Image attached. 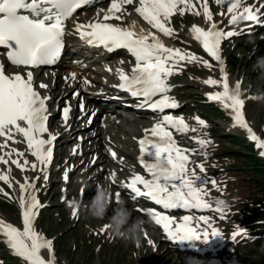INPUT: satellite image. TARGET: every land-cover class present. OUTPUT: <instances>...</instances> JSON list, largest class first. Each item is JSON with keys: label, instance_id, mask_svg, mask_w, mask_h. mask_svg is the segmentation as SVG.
I'll use <instances>...</instances> for the list:
<instances>
[{"label": "rangeland", "instance_id": "obj_1", "mask_svg": "<svg viewBox=\"0 0 264 264\" xmlns=\"http://www.w3.org/2000/svg\"><path fill=\"white\" fill-rule=\"evenodd\" d=\"M193 3L201 11L200 16L193 15L191 11H187L183 16L177 13L169 25L174 29L173 36L165 37L157 33L162 42L167 44L166 46L179 48L200 58V62L191 64L182 62L180 70L168 80L171 86L168 95L175 101H182L183 110L166 111L163 114L148 110L145 116L138 117V115L117 107L118 111L120 110L118 114L107 110L102 111L95 120V113L100 110V107H97L91 100L93 94L89 84H84L81 78L80 83L73 79L68 82L62 79L58 82L56 79L59 75L58 71L54 72L56 74L48 71L33 72V83L36 90L42 96L50 97L48 101L50 132L56 136L59 132L61 133L62 109L67 104L73 108L70 126L74 124L75 129L71 133L73 135L71 140L64 142L65 140L59 141L58 138L54 142L56 146L52 166L53 162L59 161L58 164L63 167L61 171L55 173L57 168L51 169L50 164L47 169L49 176L47 181L43 179V174L39 170L21 171L10 162L8 165L0 164V172H7L9 168L11 169L10 182L13 185L9 188L0 181V189H3V192H0V219L22 230L18 203L19 183H23L26 177L29 180L36 176L40 177L35 181V191L42 206L34 220V226L46 239L53 241L54 264H184L186 257L195 258L196 264H264V156L260 155L264 149L255 147V142L247 138L245 129L234 126L230 110L222 108L218 102L207 99L209 93L222 91V88L218 85L210 87L203 81L210 77L219 80L221 73L217 62L187 38L193 24L204 28L209 26L203 17L201 5L197 3V0H193ZM262 3L264 0H245V6L255 7ZM109 4L110 0H105L98 7L77 13L74 18L82 22L96 19L98 13L103 14L100 10H106ZM130 6L126 7L127 11L123 14V23L122 21L116 22L156 32L134 11V8L138 6V0L137 4ZM208 6L213 15V22L221 30H232L238 33L221 42L224 70L228 75L230 87L240 82L241 98L245 101L243 112L246 122L254 133L264 140V98H256L264 93V72L253 70V64L257 58L264 57V25L252 26L251 22H246L244 28L236 25L233 27L228 23L230 17L227 14L226 4L217 5L215 0H208ZM116 51L118 53L116 57L113 56L114 61H112L115 65L122 67L134 65V58L126 50ZM0 55L5 56V53H0ZM203 60H207L212 66L205 68ZM100 61L101 58L94 62L92 67L82 72L84 74L82 76H86L87 81L89 76L98 77L96 71L101 70ZM5 65L6 74L11 75L15 72L25 74V71L8 63ZM41 83L46 84L47 88L41 89L39 87ZM74 92L79 93L78 98L73 95ZM250 97H255V99ZM81 104H83V111ZM84 114L86 116L83 117ZM165 114L182 117L188 125L189 131L184 134L172 130L174 139L178 142V146L191 150L186 153L190 157L188 168L196 169L202 179L205 177L208 179V182L202 185L203 199L211 206L204 210L180 209L173 214L166 215L177 222H182V218L187 215L192 218L191 226L196 227L200 233L205 230L211 233L212 228L221 233V237H214L202 246L197 242L189 245L195 250L190 253L177 248L175 246L177 243L169 240L162 233L161 227L155 224L152 217L147 212L141 211V209L150 208L138 201L129 204L127 199L130 196L124 191L121 192V199L131 210L132 219L151 221L146 227L147 231H143L137 240H130L112 233L109 228L105 227L108 223L107 219L97 220L91 217L85 207L89 200L81 195L82 188L91 189L90 194H92L97 183L110 186L114 194L121 188V182H126L135 174L143 175L141 168L134 160L137 149L136 138L144 135V130L151 129L152 123H156ZM197 117L203 119L206 126H200ZM191 129H196V131H191ZM96 131L98 135L94 136ZM17 139L22 141V137H17ZM60 139H62L61 136ZM197 139H205L208 143L201 147L196 143ZM9 143L10 147L25 152V157L30 162H34L35 158L28 153L26 143ZM90 144L92 147L87 153L86 150ZM77 146L78 149L82 146L81 149H76L78 153L81 151L82 153L74 160H67L69 151H73ZM110 150L117 153L115 159L110 155ZM93 158H95L94 164L92 163ZM21 163H23L22 159ZM198 164L203 165L205 172L199 171L196 167ZM65 171L70 174L69 182L63 180ZM113 172L116 173L115 185L111 184L108 179ZM83 174L86 175L85 179H83ZM94 175L100 176L90 180ZM213 180L216 182L215 186L211 182ZM4 192L9 195L5 196ZM88 198L91 197L88 195ZM218 200L224 201L222 206L225 210L224 219H220V213L213 211ZM78 201L80 207H76L77 214L73 216V207L70 202L76 204ZM111 214V209H109L108 215ZM200 216L208 217L211 227L200 222ZM240 229L244 232L233 238L232 234ZM159 244L160 247L157 250ZM195 248L209 252L200 254ZM42 254L46 259L48 258L46 250H43ZM0 264H24V262L14 256L6 244L0 240Z\"/></svg>", "mask_w": 264, "mask_h": 264}, {"label": "snow or ice", "instance_id": "obj_2", "mask_svg": "<svg viewBox=\"0 0 264 264\" xmlns=\"http://www.w3.org/2000/svg\"><path fill=\"white\" fill-rule=\"evenodd\" d=\"M94 0H0V49L5 50L6 59L17 68L35 69L38 66L54 65L64 49L66 35V22L73 19L78 10L92 5ZM217 5H227L229 25L239 22H251V25H264V3L258 6H245V0H215ZM202 7L203 17L208 23L207 29L193 24L190 28L191 38L198 42L204 52L219 65L221 77L219 80L208 78L203 81L210 87L220 86L222 91L209 93L207 99L215 101L226 110L234 126H239L247 131V138L255 142V147L264 149V140L258 137L245 119L243 108L245 101L241 98V85L237 82L234 87L229 86L228 75L224 70V60L221 56V42L236 36V31H223L213 22V15L208 6V0H197ZM137 4V0H110L109 7L101 9L97 18L87 24L76 23L75 31L79 38L87 45L103 48L108 53L116 50H126L134 58V66L130 72L120 67L117 69L119 84L115 85L120 90L136 98L137 106L147 108L160 114L166 109H177L178 103L168 93L171 86L168 83L181 68L182 62L189 64L200 62L195 54L182 51L179 48L168 47L159 38L157 33L165 37H172L174 29L170 27L172 18L178 13L183 16L187 11L200 16L193 0H138L134 11L156 32L137 29L135 25H124L111 21H122L126 6ZM223 15V13H222ZM242 34V33H241ZM123 63V62H121ZM205 68L212 65L207 60L202 61ZM75 79V75L72 76ZM84 84H89L87 80ZM41 89L47 88L46 84L39 85ZM77 98L78 92L73 93ZM255 99V97H250ZM49 96H42L33 83V72L27 70L25 74L15 72L6 74V65L0 63V164L14 165L21 171H37L43 174V179H49L47 169L53 161L54 142L56 134L49 130ZM83 111V104L80 105ZM71 105L67 104L62 109V118L67 127ZM200 126H206L205 121L196 118ZM91 122V121H89ZM184 134L189 131L188 125L182 117L162 115L151 127L144 130V137L138 140L140 158L143 170L150 178L135 174L127 182H121L120 187L129 190L131 199L147 198L162 209H209L211 206L203 199L204 188L208 182L202 179L196 169H189L191 150L177 145L173 131ZM196 131V129H191ZM22 137V141L17 139ZM26 143L28 153L35 158L30 162L25 157V152L10 143ZM196 143L204 147L208 141L197 139ZM76 149H73V154ZM110 155L115 159L117 153L110 150ZM264 156V151L260 152ZM15 157V158H14ZM21 159L23 163H21ZM92 163H95L93 158ZM201 173L205 172L202 164L196 166ZM9 168L7 172H0V181L9 188ZM116 173L113 172L108 179L115 185ZM36 176L29 180L25 178L19 183L20 195L18 199L22 218V230L0 219V240L6 244L11 253L20 258L24 264H54L53 241L46 239L34 226V220L41 208V202L36 195ZM65 182L70 181V174H63ZM215 186L216 182L211 181ZM3 192V189H0ZM86 189H81V195L90 200L95 195L92 191L88 198ZM5 196L9 194L4 192ZM117 201L121 200V191L114 193ZM63 198V197H62ZM73 207V216L77 214L75 202H70ZM213 211L220 213V219L225 218L222 207L224 201L218 200ZM150 215L156 225L163 228L167 238L179 243L201 242L207 244L214 237H221V233L212 228L211 233L205 230L200 233L196 227L191 226V217L184 216L182 222L175 221L169 215L162 214L153 209H141ZM199 221L211 227L208 217L200 216ZM107 227V226H105ZM244 230L234 232L236 238ZM151 243V241H149ZM46 250L48 258L42 254Z\"/></svg>", "mask_w": 264, "mask_h": 264}, {"label": "bare ground", "instance_id": "obj_3", "mask_svg": "<svg viewBox=\"0 0 264 264\" xmlns=\"http://www.w3.org/2000/svg\"><path fill=\"white\" fill-rule=\"evenodd\" d=\"M126 7H131V6H126ZM134 16V15H133ZM133 16H131V17H133ZM126 19V18H125ZM130 19H133V18H130ZM72 20H75L76 21V19L75 18H73ZM95 20V18L94 19H91V20H87V21H84L83 23H89V22H92V21H94ZM78 22H80V21H78ZM82 22V21H81ZM111 22H113V23H117L116 21H111ZM121 22V21H120ZM122 23H123V20H122ZM122 23H119V24H122ZM245 23L246 22H244V21H241V22H239V24H237L236 26H238V27H245L244 25H245ZM150 28H151V26L150 25H148ZM233 26V25H232ZM250 26V25H249ZM233 27H235V25L233 26ZM69 29L71 30V31H73V28L71 27V26H69ZM205 29H207V28H205ZM68 33H70V32H68ZM66 36V38L68 39V40H70L71 38H70V35H65ZM76 36V35H75ZM187 38H189V40L191 41V37H190V33H189V36L187 37ZM165 45H167V44H165ZM96 49H90V48H83V51L81 52V54H83L84 56H87V59H86V61L87 62H90L91 60H93L94 59V52H98V51H95ZM99 50V49H98ZM100 53H103V57L104 58H109V60H107V61H114V58H113V56H115L116 57V54L118 53V51H115V52H113L112 54H110V53H108V52H106V50L104 51L103 49H100ZM101 55V54H100ZM127 59V58H126ZM134 60V59H133ZM3 61V60H2ZM129 61V60H128ZM133 63V62H132ZM128 67V66H127ZM72 70H66V73L63 75V76H57L56 77V79L58 80V82H61L62 81V79L64 80V79H66L67 80V82H68V79H73L72 78V76H73V74L75 75V79L74 80H79L80 79V77H82L81 79H83V80H86V76H82V75H84V74H82V72H84V71H82V70H76L73 66L72 67H70ZM27 71V70H26ZM25 71V72H26ZM63 77V78H62ZM56 80V81H57ZM57 82V83H58ZM92 85L89 83V87L92 89L91 91V93L93 94V96H92V101L95 103V105L97 106V107H100V110L98 111V112H96L95 113V120H96V118H98V115H99V113L100 112H102V111H108V112H110V113H117L118 114V109H117V107H122L123 106V108L124 109H126V111H128V112H131L132 114H134V115H138V117H140V116H145L146 114H145V108L144 109H141V108H139L138 106H137V103H138V101H137V99L136 98H132L131 96H129L128 97V94L127 93H125V94H123V95H121V97L120 96H118V93L116 92L117 91V87H115V86H113V87H111V88H108V87H104L105 89L102 91V94L100 95L99 93H100V91H96V90H93V89H95V86L92 88L91 87ZM99 86H102L101 84H99ZM113 96H117L116 98H111V97H113ZM125 96V97H124ZM52 97H54V96H52ZM176 102L178 103V105H179V107L177 108V109H166L165 111H168V112H173V111H175V110H183L182 108H183V106H182V101H180V100H176ZM150 110V109H149ZM151 112H153V111H151ZM153 113H156V112H153ZM158 114H160V113H158ZM85 115H83V117H84ZM122 118V117H121ZM142 119V118H141ZM157 122V121H156ZM94 124V123H93ZM153 124H155V123H152V125ZM152 125H151V127H152ZM68 126H69V124L67 125V127L65 126V124H63V128H62V131H61V133L62 134H64L63 135V137L65 138H63V140H71L72 139V137H73V135H70V136H66V134H65V132H66V130H68ZM71 131L73 130L74 131V129H75V127H74V124L73 125H71ZM235 128H237V127H235ZM99 134H101V132H99ZM98 135V133H97V131L95 132V134H94V136H97ZM62 136V135H61ZM125 143H126V141H124ZM137 143H138V140L136 141ZM178 143V142H177ZM182 143V142H181ZM70 144V143H69ZM75 144H77V143H75ZM138 146H139V144H138ZM26 147V146H25ZM91 144L89 145V147H87V150H86V152L88 153V152H90V150H91ZM137 152V151H136ZM139 152V154H140V151H138ZM79 154L78 153H75V154H72L71 155V157H70V159H75L77 156H78ZM78 158V157H77ZM102 159V158H101ZM137 162V161H136ZM57 164V163H56ZM55 164V165H56ZM65 164H66V162H65ZM63 167V166H62ZM62 167H61V164H57V166H56V168L57 169H55V173L56 172H58V171H61V169H62ZM99 176L100 175H94L93 177H91L90 178V180H93V179H97V177L99 178ZM82 177V176H81ZM80 177V178H81ZM79 178V179H80ZM86 178V175L85 174H83V179H85ZM83 181V180H82ZM118 190H120V189H118ZM121 191V190H120ZM87 192H88V195H89V197H91V195L92 194H90L91 193V189H89V188H87ZM122 192V191H121ZM140 201H142L143 203H150V201L149 200H144V199H140ZM128 203H130V202H128ZM161 211V213L162 212H167V213H169V212H171V213H174V212H176V211H178L179 209H171V210H165V209H160ZM148 225V224H147ZM147 225H145V232L147 231V229H146V227H147ZM151 235V234H150ZM155 235V234H154ZM148 237H149V235H148ZM147 237V238H148ZM152 237V236H151ZM154 238H157V236H154ZM155 241V240H154ZM152 243H153V241H152ZM196 242H193V243H188V242H184V243H180L181 245H175V246H177V248H179V249H181V250H184L185 252H187V253H190L191 251H193V252H195L194 251V249L193 248H191V247H189V245H193V244H195ZM197 244L198 245H204V243H201V242H197ZM155 245V244H154ZM160 247V244L159 245H157V250H158V248ZM202 249V248H201ZM212 250H217L216 248H211Z\"/></svg>", "mask_w": 264, "mask_h": 264}, {"label": "clouds", "instance_id": "obj_4", "mask_svg": "<svg viewBox=\"0 0 264 264\" xmlns=\"http://www.w3.org/2000/svg\"><path fill=\"white\" fill-rule=\"evenodd\" d=\"M253 70H260L264 72V57H258L253 64ZM257 99L264 98V93L259 94ZM75 207H80V202L75 204ZM86 211L91 217L97 220L107 219V228L112 233L130 239H139L142 232L145 230V225L150 224V220L132 219L131 210L126 207L124 200L117 201L114 198L113 191L110 186L97 183L95 186V195L87 201ZM111 209V215L108 211ZM184 264H196V259L193 257H186Z\"/></svg>", "mask_w": 264, "mask_h": 264}, {"label": "trees", "instance_id": "obj_5", "mask_svg": "<svg viewBox=\"0 0 264 264\" xmlns=\"http://www.w3.org/2000/svg\"><path fill=\"white\" fill-rule=\"evenodd\" d=\"M264 177V176H263ZM264 179V178H263Z\"/></svg>", "mask_w": 264, "mask_h": 264}]
</instances>
